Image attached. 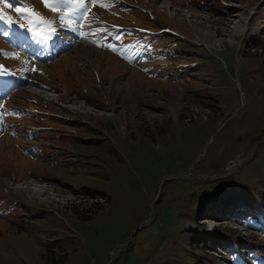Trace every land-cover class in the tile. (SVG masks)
I'll return each mask as SVG.
<instances>
[{"label":"rangeland","instance_id":"1","mask_svg":"<svg viewBox=\"0 0 264 264\" xmlns=\"http://www.w3.org/2000/svg\"><path fill=\"white\" fill-rule=\"evenodd\" d=\"M47 1L43 18L39 0H0V22H58V0ZM72 1L70 24L86 14L84 40L34 72L50 94L63 88L115 115L85 105L87 120L65 124L42 97L27 103L12 90L0 101V264H264V29L253 28L264 4L240 45L236 19L155 5L207 48L153 34L159 24L134 7ZM8 31L0 23V65L20 75ZM237 203L243 218L226 213Z\"/></svg>","mask_w":264,"mask_h":264},{"label":"bare ground","instance_id":"2","mask_svg":"<svg viewBox=\"0 0 264 264\" xmlns=\"http://www.w3.org/2000/svg\"><path fill=\"white\" fill-rule=\"evenodd\" d=\"M61 4H63L66 8H72V6L71 5H69V3L68 2H65V0H63L62 1V3ZM228 17H230V19L231 20H235V18L236 17H233V16H228ZM227 17V18H228ZM238 21H236L235 23H237ZM26 37L30 40V41H34V42H38L37 44H38V49H39V52L40 53H42V54H44V52H45V45L43 44V43H45L44 42V39H43V37L41 36H39V34H34L33 32L32 33H29V34H26ZM7 75H8V73H6V74H2L1 76H0V85L2 86V85H8L9 84V81H8V78H7ZM4 76H5V78H4ZM0 86V88H2ZM6 86H5V88H6ZM39 91V92H42L39 88H37V87H34V91ZM42 97H44V98H46L45 96H42ZM46 99H48V98H46Z\"/></svg>","mask_w":264,"mask_h":264},{"label":"snow or ice","instance_id":"3","mask_svg":"<svg viewBox=\"0 0 264 264\" xmlns=\"http://www.w3.org/2000/svg\"><path fill=\"white\" fill-rule=\"evenodd\" d=\"M16 11L19 12V11H21V9L17 8ZM49 39H51V36L49 37Z\"/></svg>","mask_w":264,"mask_h":264}]
</instances>
